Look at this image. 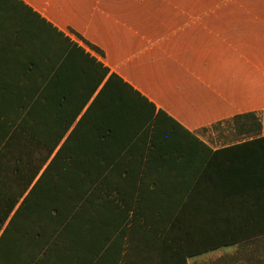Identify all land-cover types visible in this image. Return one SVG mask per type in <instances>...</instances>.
I'll list each match as a JSON object with an SVG mask.
<instances>
[{"label": "trees", "instance_id": "trees-1", "mask_svg": "<svg viewBox=\"0 0 264 264\" xmlns=\"http://www.w3.org/2000/svg\"><path fill=\"white\" fill-rule=\"evenodd\" d=\"M70 31L0 0V264H264L260 116L212 150Z\"/></svg>", "mask_w": 264, "mask_h": 264}, {"label": "crops", "instance_id": "crops-1", "mask_svg": "<svg viewBox=\"0 0 264 264\" xmlns=\"http://www.w3.org/2000/svg\"><path fill=\"white\" fill-rule=\"evenodd\" d=\"M92 51L157 108L202 138V128L236 114L260 116L264 135V0H23ZM198 162L199 142L185 146ZM222 249V248H221ZM221 249L187 257L210 264ZM206 259V260H205ZM206 261V262H205Z\"/></svg>", "mask_w": 264, "mask_h": 264}, {"label": "rangeland", "instance_id": "rangeland-1", "mask_svg": "<svg viewBox=\"0 0 264 264\" xmlns=\"http://www.w3.org/2000/svg\"><path fill=\"white\" fill-rule=\"evenodd\" d=\"M199 133L206 140L217 141V142L220 141L219 131L217 129H215V128H208L207 130H204V131L201 130ZM232 250H233V248L223 247L221 250H219L217 252H214L212 255H207L206 259H208L209 257L210 258H215L217 256V254L221 255V254H223L225 252H231Z\"/></svg>", "mask_w": 264, "mask_h": 264}]
</instances>
